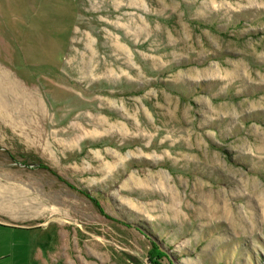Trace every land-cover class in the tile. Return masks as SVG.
<instances>
[{
  "label": "rangeland",
  "instance_id": "374dc122",
  "mask_svg": "<svg viewBox=\"0 0 264 264\" xmlns=\"http://www.w3.org/2000/svg\"><path fill=\"white\" fill-rule=\"evenodd\" d=\"M151 242L264 264V0H0V264Z\"/></svg>",
  "mask_w": 264,
  "mask_h": 264
},
{
  "label": "trees",
  "instance_id": "16d2710c",
  "mask_svg": "<svg viewBox=\"0 0 264 264\" xmlns=\"http://www.w3.org/2000/svg\"><path fill=\"white\" fill-rule=\"evenodd\" d=\"M164 254L162 253V251L159 249V247L157 246L156 243L151 242V248L149 251V258L152 261L153 264H157L156 263V259H160Z\"/></svg>",
  "mask_w": 264,
  "mask_h": 264
},
{
  "label": "bare ground",
  "instance_id": "6f19581e",
  "mask_svg": "<svg viewBox=\"0 0 264 264\" xmlns=\"http://www.w3.org/2000/svg\"><path fill=\"white\" fill-rule=\"evenodd\" d=\"M260 199V198H259Z\"/></svg>",
  "mask_w": 264,
  "mask_h": 264
}]
</instances>
